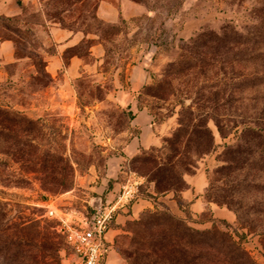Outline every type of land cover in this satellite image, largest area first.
Masks as SVG:
<instances>
[{
	"label": "rangeland",
	"instance_id": "rangeland-1",
	"mask_svg": "<svg viewBox=\"0 0 264 264\" xmlns=\"http://www.w3.org/2000/svg\"><path fill=\"white\" fill-rule=\"evenodd\" d=\"M49 206L116 208L103 264L168 216L264 264V0H0V244L82 264Z\"/></svg>",
	"mask_w": 264,
	"mask_h": 264
},
{
	"label": "trees",
	"instance_id": "trees-1",
	"mask_svg": "<svg viewBox=\"0 0 264 264\" xmlns=\"http://www.w3.org/2000/svg\"><path fill=\"white\" fill-rule=\"evenodd\" d=\"M168 218L169 223L150 247L157 256L151 264H255L231 236L216 229L198 231L174 217ZM44 237L43 246L54 257L61 250L60 242L50 232ZM27 252L19 239H5L0 244V264H30Z\"/></svg>",
	"mask_w": 264,
	"mask_h": 264
},
{
	"label": "built area",
	"instance_id": "built-area-1",
	"mask_svg": "<svg viewBox=\"0 0 264 264\" xmlns=\"http://www.w3.org/2000/svg\"><path fill=\"white\" fill-rule=\"evenodd\" d=\"M132 190L124 193L120 202L127 204L132 199ZM116 208L98 210L88 218L67 215L49 206L47 216L58 220V232L81 259L82 264H103L107 259L106 233L114 218Z\"/></svg>",
	"mask_w": 264,
	"mask_h": 264
}]
</instances>
